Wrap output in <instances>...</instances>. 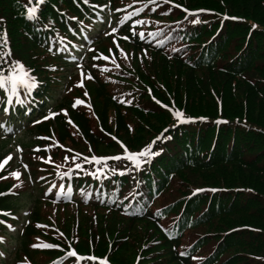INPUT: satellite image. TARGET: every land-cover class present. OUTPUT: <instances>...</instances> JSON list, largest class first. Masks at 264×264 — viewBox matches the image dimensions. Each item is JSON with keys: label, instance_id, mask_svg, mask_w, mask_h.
I'll list each match as a JSON object with an SVG mask.
<instances>
[{"label": "trees", "instance_id": "trees-1", "mask_svg": "<svg viewBox=\"0 0 264 264\" xmlns=\"http://www.w3.org/2000/svg\"><path fill=\"white\" fill-rule=\"evenodd\" d=\"M175 1L205 11L195 14L200 22L193 24L192 15L171 10L178 18H166L169 27H161L167 31L164 42L154 44L164 71L155 73L150 85L157 97L190 122L177 123L168 109L152 104L144 92L146 107L117 109L112 129L107 121L112 101L98 89L105 104V129L133 148L159 131L163 136L153 150L162 152L139 168L123 164L127 168L123 175L124 167H117L122 163L110 162L73 171L65 180L84 192L78 200L83 205L122 210L116 204L128 194L126 202L130 205L133 199V207L120 212L133 222L168 220L167 229L176 237L146 253L139 264H264V0ZM54 3L83 17L87 13L82 7L91 9L73 0H45L42 5L35 0H0V43L6 34L13 52L19 53L25 43L50 51L51 42L59 40L57 31L69 36V19ZM32 5L38 8V19L27 18ZM173 45L178 48L170 51V59L165 52ZM51 88L39 83L31 97L21 88V99L41 109ZM6 99L0 89V109L7 107ZM56 124L61 138H69L61 115ZM80 125L95 141L99 130L86 120ZM16 201L0 195V209H11ZM0 226L7 227L1 221ZM123 236L125 241L110 253L118 264H128L126 255L138 251L137 241ZM96 244L100 255L109 250L104 235Z\"/></svg>", "mask_w": 264, "mask_h": 264}, {"label": "rangeland", "instance_id": "rangeland-1", "mask_svg": "<svg viewBox=\"0 0 264 264\" xmlns=\"http://www.w3.org/2000/svg\"><path fill=\"white\" fill-rule=\"evenodd\" d=\"M114 1L116 8L127 6V9L134 6L132 3L141 2V0ZM96 29L101 34V42L96 43L97 39H95L90 43L92 46L89 48H87L88 42L82 46L83 56L88 57L89 62L85 67L76 70L71 68L58 70L54 68L60 64L56 59L44 55L41 50L30 45L24 49V53L29 52L34 64L39 67L35 71L36 75L43 73L58 75L65 81L59 95L63 97L62 104L65 107L61 108L60 112L72 122L70 130L73 141L58 140L53 116L49 114L47 119L43 118L37 122L33 132L23 137L18 145H9V151L3 154L5 157L11 155L12 159L4 165L3 169H0V177H4L0 178L1 185L22 196L15 212L21 222L25 223L23 228L29 225V229L33 232L31 238L27 240L26 252L20 253L16 258L13 254L8 259V264H46L59 255V251L45 248L44 244L57 236L65 238L63 242L68 244L67 240L73 234L76 235L75 230H77L78 236L74 238L81 247L88 232L86 227L96 231L97 234H107L111 238L117 232L129 235L137 241V247H141L142 252L145 250L154 252L161 249V234L153 223L142 221L135 225L122 215L98 210L100 212L95 213L98 226L95 228L86 218H81V215L88 217L89 214L94 213L90 208L58 204L47 198H39L41 196L39 193L52 184L51 178L56 177L62 168L73 160L74 151L81 148L87 151L89 145H92L83 138L80 121H90L92 128L96 131L99 128L98 123L104 118L105 104L103 99L97 96V86L106 87L115 102L116 107L114 105L108 107L107 117L108 124L114 129L117 109L127 112L133 107H146V100L142 99V93L145 92L146 85L155 79L153 75L163 68V60L152 51L141 50L125 41L122 42L115 34L110 35L113 31L106 32L100 26ZM105 56L108 57L107 60L104 59ZM85 60L83 57L81 62ZM104 68L108 70L102 71ZM89 75L92 79H88ZM119 92L126 93V98H121ZM77 101H83V103L78 104ZM55 103L53 108H56ZM94 137L93 146L99 153L113 154L120 150V146L105 133L97 131ZM33 139L37 141L42 139L41 145L27 146V143ZM66 156L67 160H65ZM14 172L21 174L19 179L12 175ZM13 246L16 244L13 243L11 247ZM132 254L126 255L128 264H133L135 260Z\"/></svg>", "mask_w": 264, "mask_h": 264}, {"label": "snow or ice", "instance_id": "snow-or-ice-1", "mask_svg": "<svg viewBox=\"0 0 264 264\" xmlns=\"http://www.w3.org/2000/svg\"><path fill=\"white\" fill-rule=\"evenodd\" d=\"M45 2V0H35V3L37 5H42ZM151 3H155L156 0H150ZM167 3H170L171 0H166ZM176 7H181L180 5H176ZM185 12H188L187 9H184ZM38 8L36 7H30L27 9V18L28 19H38ZM194 18L190 21V23L196 24L199 23L200 21L195 18V13H190ZM72 19H75L73 17ZM136 24H144L145 21L142 20H136ZM253 28L256 26L253 25ZM115 31V29H113ZM135 34V32H133ZM139 36L141 39L144 38V33H139ZM123 39L127 40L128 37L124 36ZM4 43H3V48H7V39H6V34L5 37L3 38ZM96 59V57H94ZM105 60L108 59V57H104ZM115 63V61H113ZM107 68L102 69V71H107ZM7 73V74H6ZM88 79H92L91 75L88 76ZM39 81L37 78L30 73L29 70L26 69V66L19 60H16L12 57L11 51H3L0 49V89H3L4 93L7 96L6 103L12 104L13 100L12 97H15L17 101H19L20 104H24L25 101L21 99V92L20 89H24L25 93L31 97L32 91L36 88L39 87ZM82 86V84L80 85ZM87 95V93H85ZM77 103H83V101H77ZM130 103V102H129ZM2 111L5 114H8L10 109L8 107H3ZM65 115H67V112L65 110ZM173 115L176 118L177 123H187L190 122L191 118L190 117H185L184 114L178 110H173ZM48 117H45L47 119ZM39 122V121H36ZM72 122L69 120V124ZM3 126V125H0ZM167 129H165V132ZM115 139V137H113ZM157 140L162 139V137H157ZM155 140L152 141L150 144L146 145L143 149H141L139 152H131L127 149L123 143H121V148L123 149V155H118L114 157H96V156H91L89 157H84V161L88 163H95L96 165L101 164L103 161H106L108 159H113V160H118L122 162H131L132 167L134 168H139L142 163H147L149 162L153 157L159 155L162 152V149H157L153 150V145L155 144ZM71 151V150H69ZM12 157L11 155L7 156L4 158L2 162H0V169H3L4 165L8 163L9 160H11ZM50 159V158H49ZM68 157H65V160H67ZM73 162H75L76 157H73ZM74 167L76 169L82 168L81 163H74ZM118 168L124 167L123 163L121 165L117 166ZM99 171V169L97 170ZM115 171V169L113 170ZM127 171V168L124 167V170L120 172L121 175L124 174V172ZM71 170H69L68 173H65V175H70ZM96 172L91 173V175H96ZM12 175L19 179L20 173L19 172H14ZM4 178V177H0ZM199 191V190H198ZM0 195H5V193H0ZM10 227V226H9ZM0 242H2V238H0ZM35 247V245H34ZM43 247L45 248H53V247H58V245L55 244H44ZM68 257L76 258V260L79 261H92L95 260L96 257L94 256H78L75 251H70L67 253ZM180 255H185V253L181 252ZM100 264H108L107 260H101Z\"/></svg>", "mask_w": 264, "mask_h": 264}]
</instances>
